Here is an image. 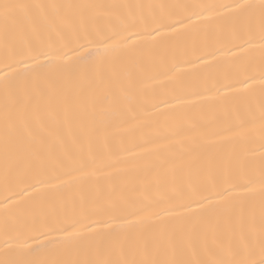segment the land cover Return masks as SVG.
<instances>
[{"label": "snow or ice", "instance_id": "snow-or-ice-1", "mask_svg": "<svg viewBox=\"0 0 264 264\" xmlns=\"http://www.w3.org/2000/svg\"><path fill=\"white\" fill-rule=\"evenodd\" d=\"M200 32L260 57L194 112ZM0 184V264H264V0H0Z\"/></svg>", "mask_w": 264, "mask_h": 264}, {"label": "bare ground", "instance_id": "bare-ground-1", "mask_svg": "<svg viewBox=\"0 0 264 264\" xmlns=\"http://www.w3.org/2000/svg\"><path fill=\"white\" fill-rule=\"evenodd\" d=\"M96 3H114L123 2V0H92ZM135 2V0H130ZM151 3L165 4H196L209 2H227V0H144ZM258 44V42H257ZM229 47L225 38L217 37L211 33L200 32L198 35H190L184 43L178 48L169 47L167 51L161 49L159 54H163L167 58L169 65L176 63L179 71L174 70L167 75L158 77V81H163V85L157 87V91L163 92L173 88L182 89L187 100L197 102V106L193 109L194 112H199L201 104L199 101L203 97L212 96L215 94L214 89L211 92H206L205 88L210 86L214 80L224 83L227 79L232 78L237 71L240 70L242 63L246 62L249 57L253 59L252 71L258 72L260 53L258 48L241 59L235 57L240 56L238 49L233 48L231 53L227 51L218 53L215 57L205 56L204 61L195 60L196 55H200L207 50L214 48ZM158 54V55H159ZM149 84L155 83L148 81ZM200 93V96L192 95V93ZM207 109V103L203 105ZM151 109L149 108V112ZM149 122L155 117L145 116ZM161 119H163L161 117ZM153 130V126L145 127L143 131L149 133ZM3 185L0 184V199L4 196Z\"/></svg>", "mask_w": 264, "mask_h": 264}]
</instances>
